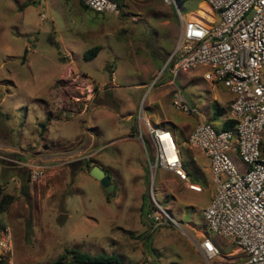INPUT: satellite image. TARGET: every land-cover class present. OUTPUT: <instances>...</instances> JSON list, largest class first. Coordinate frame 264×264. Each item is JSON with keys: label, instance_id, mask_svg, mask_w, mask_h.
I'll return each instance as SVG.
<instances>
[{"label": "rangeland", "instance_id": "374dc122", "mask_svg": "<svg viewBox=\"0 0 264 264\" xmlns=\"http://www.w3.org/2000/svg\"><path fill=\"white\" fill-rule=\"evenodd\" d=\"M177 4L189 19L207 20L202 0ZM124 5L119 13H97L78 0H0V140L43 156L21 160L0 143V190L13 197L0 212V264H51L67 249L113 255L121 264H207L197 250L206 236L219 249L209 264L243 256L205 225L212 174L208 159L187 143L197 118L223 125L231 94L205 80L201 67L180 70L172 83L164 72L149 89L173 49L177 11L161 0ZM94 46L98 54L85 59ZM174 89L199 117L174 108ZM142 100L150 124L169 130L179 144L188 181L151 172L153 148L138 121ZM87 132L94 144L79 151ZM229 156L246 170L234 147ZM33 165H43V173L23 194L16 172ZM93 165L110 177L109 194L89 174ZM155 202L173 220L164 215L152 222Z\"/></svg>", "mask_w": 264, "mask_h": 264}, {"label": "built area", "instance_id": "2783aa9c", "mask_svg": "<svg viewBox=\"0 0 264 264\" xmlns=\"http://www.w3.org/2000/svg\"><path fill=\"white\" fill-rule=\"evenodd\" d=\"M161 1L174 4L178 31L162 70L148 88L164 72L172 77L169 82L172 83L180 70L201 67L205 80L222 83L231 94L225 120H233L234 128L222 129L198 120L188 134L187 143L208 159L212 174L214 191L202 212L205 225L243 253L232 264H264V0H202L209 7L207 20L203 21L182 15L176 0ZM82 2L97 13H119L117 3L112 0ZM144 102L140 103L138 121L144 122L153 148V162L148 159L151 172L161 169L178 180L188 181L173 134L150 124L143 113ZM171 103L185 115H200L177 89L173 90ZM138 137L144 140L140 129ZM232 147L246 170L239 171L232 162L229 156ZM42 166L33 165L29 169L30 180L38 179L43 173ZM188 187L202 191L195 183ZM164 215L172 219L155 202L149 214L151 221L159 222ZM197 250L207 264L219 253L207 236L198 241Z\"/></svg>", "mask_w": 264, "mask_h": 264}, {"label": "trees", "instance_id": "16d2710c", "mask_svg": "<svg viewBox=\"0 0 264 264\" xmlns=\"http://www.w3.org/2000/svg\"><path fill=\"white\" fill-rule=\"evenodd\" d=\"M112 1L117 3L119 9H122L125 6L124 0H112ZM183 1H185V0H177V2H183ZM78 2L81 6L87 8L83 4L82 0H78ZM99 50H100L99 46H94V47L90 48L84 54L85 59H91V58L95 57L98 54ZM1 114L2 113L0 111V115ZM221 128L222 129H233L234 128V121L233 120H226L223 123V125L221 126ZM177 146L179 148L181 157H182V155L184 156V154H182V151H181L178 143H177ZM187 173H188V175H190V173L188 171H187ZM12 198L13 197L11 195H9L7 193H3L0 190V212H4L7 210L8 205L12 201ZM60 259L61 260L56 261V262L51 263V264H121L119 262V260L116 257H114L113 255H106V254L91 255L90 253L82 252V251H79L76 249H67L65 251V253L63 255H61Z\"/></svg>", "mask_w": 264, "mask_h": 264}, {"label": "crops", "instance_id": "0c3cea01", "mask_svg": "<svg viewBox=\"0 0 264 264\" xmlns=\"http://www.w3.org/2000/svg\"><path fill=\"white\" fill-rule=\"evenodd\" d=\"M155 75V74H154ZM168 76V74L166 75V77ZM169 77V76H168ZM170 82V79L168 80V82L167 83H169ZM71 117L72 116H74V113L73 112H71ZM66 121H68V119H69V117H67L66 116ZM198 118H197V122H198ZM86 136H87V142H86V145H85V147H83V149H81L80 148V150L79 151H84V150H88V149H90V144H94V137H92V139L90 140V133H86ZM8 137L10 138V140H11V137L9 136V131H8ZM0 143L3 145V146H5L6 148H7V150H10V152H12V153H21L20 155H19V159H24V160H26V161H30L31 159V161H34L33 159H35V160H41L42 159V157L43 156H41L40 154H39V151H33V152H25L24 151V148H22V147H15V146H13V145H11V146H8L7 144H5V143H3L1 140H0ZM10 143V142H9ZM89 151V150H88ZM28 153V154H27ZM33 156H35V157H33ZM67 156H69V154L67 155ZM72 156V155H71ZM45 157H47V156H45ZM49 157H53V156H49ZM70 158H72V157H70ZM81 158H84V156L83 157H81ZM81 158H78V159H81ZM78 159H74V160H78ZM71 160V159H70ZM30 161V162H31ZM65 162H60V163H58L57 164V166H61V165H63ZM17 173V175L19 174V171H17L16 172ZM19 177V176H18ZM32 183V180H30L29 181V184H31Z\"/></svg>", "mask_w": 264, "mask_h": 264}, {"label": "water", "instance_id": "95a60500", "mask_svg": "<svg viewBox=\"0 0 264 264\" xmlns=\"http://www.w3.org/2000/svg\"><path fill=\"white\" fill-rule=\"evenodd\" d=\"M89 174L100 182L101 186H103L105 189V193L109 194L113 190V185L111 183L110 177L107 174H105L104 170L100 166L93 165L89 170ZM18 176L21 183L20 184L21 193L28 194L29 191L28 174L24 173L21 175L19 173Z\"/></svg>", "mask_w": 264, "mask_h": 264}, {"label": "flooded vegetation", "instance_id": "af4514ba", "mask_svg": "<svg viewBox=\"0 0 264 264\" xmlns=\"http://www.w3.org/2000/svg\"><path fill=\"white\" fill-rule=\"evenodd\" d=\"M27 174H28V172H27ZM28 177H29V181H30V176H29V174H28Z\"/></svg>", "mask_w": 264, "mask_h": 264}, {"label": "bare ground", "instance_id": "6f19581e", "mask_svg": "<svg viewBox=\"0 0 264 264\" xmlns=\"http://www.w3.org/2000/svg\"><path fill=\"white\" fill-rule=\"evenodd\" d=\"M207 5V4H206ZM208 7V6H207ZM209 8V7H208Z\"/></svg>", "mask_w": 264, "mask_h": 264}]
</instances>
